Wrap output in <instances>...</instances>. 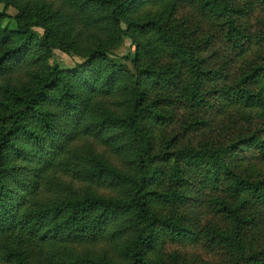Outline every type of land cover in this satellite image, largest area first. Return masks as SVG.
<instances>
[{
    "label": "trees",
    "instance_id": "1",
    "mask_svg": "<svg viewBox=\"0 0 264 264\" xmlns=\"http://www.w3.org/2000/svg\"><path fill=\"white\" fill-rule=\"evenodd\" d=\"M10 1L0 4L6 7ZM144 1L71 0L88 22L107 28L112 40L129 39L133 57H117L99 43L75 67L54 65L42 75L31 73L34 81L18 88L6 77L22 67L46 64L54 50L77 52V39H70L72 29L57 25L51 12L27 15L23 6L16 7L14 29L0 28V264H166L150 259L155 245L164 238L188 239L192 232L182 217L160 215L153 207L155 201L172 205L189 198L179 189L155 188L164 173L160 161L167 163L173 187L194 180L220 188L235 201L213 199L230 231L210 227L205 235L231 253L230 264H264V252H246L243 232L249 221L242 214L251 200L264 204V175L244 176L230 161L243 151L264 156V138L250 134L229 137L216 147L153 153L149 123L164 116L147 102L149 81L174 86L181 101L196 108L213 104L228 91L217 84L222 72L204 67L194 44L155 23L159 41L184 68L185 81L178 84L176 74L141 64L143 45L135 32L148 33L150 23L130 15ZM203 5L225 30L224 42L242 50L248 35L236 24L229 0H204ZM4 16L0 13V23ZM120 58L124 61H116ZM258 79L261 89L250 91L249 81ZM236 87V98L243 103L264 105V64ZM121 103L126 110L119 109ZM198 123L184 120L182 131L195 130ZM97 146L130 156L125 160L130 168H117ZM99 242L112 243L118 258L97 260L82 253L81 245ZM170 259L168 264H179L176 255Z\"/></svg>",
    "mask_w": 264,
    "mask_h": 264
},
{
    "label": "rangeland",
    "instance_id": "2",
    "mask_svg": "<svg viewBox=\"0 0 264 264\" xmlns=\"http://www.w3.org/2000/svg\"><path fill=\"white\" fill-rule=\"evenodd\" d=\"M203 3L204 0H145L136 6L130 15L132 19H139L142 23H150L148 33L141 35L135 32L136 40L143 45L140 59L143 66L176 74L178 84L185 81L184 68L159 41V33L152 26V23H155L161 31H171L182 42L194 44L197 47L195 55L203 60L204 67L222 72L217 84L228 91V95H224L213 104L196 108L181 101L174 86L158 87L149 81L146 84L147 102L153 111L164 116L158 122L149 123L153 153L156 154L162 149L174 151L186 146L216 147L225 143L229 137L255 134L264 138V105H257L256 102L243 103L236 98L238 91L236 83L245 74L264 64V5L258 0H229L230 5L236 9L234 13L236 24L248 35V42L244 44L242 50H234L224 42L225 30L219 20ZM17 6H23L27 15L40 12L49 16L48 12H51L57 25L72 29L69 37L75 41L77 39L75 42L77 52L65 53L57 49L46 64L22 67L6 77L13 87L18 88L32 83L33 75H42L48 67L54 65L60 69L75 67L77 63L85 61L86 53L99 43L108 46L117 57L124 55L133 57L134 44L129 39L112 40L107 28L88 22L77 7L71 4V0H11L6 7L0 4V13H5L0 28L14 29V19L19 13ZM63 15L64 18L61 17ZM34 31L42 32L38 28ZM261 81L262 79L249 81V90L259 91L262 87ZM1 93L6 97L5 92ZM160 98L165 100L157 101ZM124 103L119 106L122 111L126 110ZM189 118L201 123L197 124L195 130L183 132L181 125ZM98 149L117 168L122 170L130 168L125 162L130 156H117L113 147L102 146ZM230 161L244 176L255 179L264 175V156L253 151L240 152ZM160 164L164 173L155 188L160 191L179 189L189 198L184 203L172 205L155 201L153 207L160 215L171 213L173 216L182 217L189 225L192 235L184 240L173 241L164 238L155 245L149 254L150 259L156 263L164 261L168 264L171 256L176 255L179 264H230L233 259L231 253L209 240L205 234L210 227L224 233L230 231L229 222L223 214L216 212L213 199L219 197L232 205H236V202L225 196L220 188L213 190L208 185H198L194 180L190 185L175 188L166 177L167 163L160 161ZM102 192L110 194V191ZM242 214L249 221L243 232L246 252H264V204L251 200ZM80 249L82 253L97 260L118 258L115 246L108 242L85 244L81 245Z\"/></svg>",
    "mask_w": 264,
    "mask_h": 264
}]
</instances>
